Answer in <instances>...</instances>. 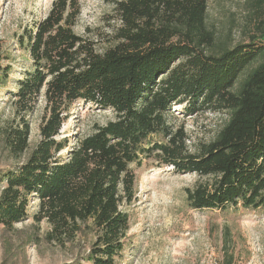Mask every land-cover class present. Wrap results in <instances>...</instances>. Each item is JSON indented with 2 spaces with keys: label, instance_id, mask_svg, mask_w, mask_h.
I'll return each mask as SVG.
<instances>
[{
  "label": "trees",
  "instance_id": "obj_1",
  "mask_svg": "<svg viewBox=\"0 0 264 264\" xmlns=\"http://www.w3.org/2000/svg\"><path fill=\"white\" fill-rule=\"evenodd\" d=\"M207 7L208 0L116 1L112 42L98 50L74 31L78 1L55 0L19 38L31 65L10 92L12 117L0 128L10 156L28 150L40 97L44 113L26 159L0 171V228L28 218L37 200L31 217L48 225L46 240L63 245L88 229V262L115 264L129 229L120 206L134 197L132 165L148 159L207 178L186 189L193 209L264 211V0H252L247 40L230 46L207 27ZM8 61L0 45L1 84L13 73ZM77 102L115 118L63 154L69 142L57 136ZM176 104L187 115L209 109L227 119L190 152L186 132L167 120ZM220 264H234L232 254L224 251Z\"/></svg>",
  "mask_w": 264,
  "mask_h": 264
},
{
  "label": "rangeland",
  "instance_id": "obj_2",
  "mask_svg": "<svg viewBox=\"0 0 264 264\" xmlns=\"http://www.w3.org/2000/svg\"><path fill=\"white\" fill-rule=\"evenodd\" d=\"M54 1L0 0V45L13 67L9 80L0 83V128L12 117L10 92L16 89L23 70L31 65L19 38L45 18ZM77 1L80 13L75 33L93 41L98 50L105 49L118 25L115 2L119 0ZM251 3L252 0H208L206 24L214 31L217 42L230 46L247 40L255 25ZM43 106L40 97L29 116V147L21 157L10 156L0 137V171L22 163L38 141ZM182 108L183 104L172 106L168 123L181 126L187 135L188 150L197 152L202 143L214 138L227 115L209 109L187 115ZM114 118L111 109L75 103L57 136L69 142L61 153L94 132L96 126ZM157 161L148 159L142 166L132 165L134 197L120 206L129 218V229L125 249L115 264H220L224 251L232 254L234 264H264V211L240 206L193 209L188 204L186 189L207 178L176 171L171 165H149ZM36 209L37 200L31 202L28 218L16 223L13 229L0 228V264H90L87 258L94 240L92 231L85 229L74 241L63 245L49 242L44 236L48 225L44 221L35 223L31 217Z\"/></svg>",
  "mask_w": 264,
  "mask_h": 264
}]
</instances>
